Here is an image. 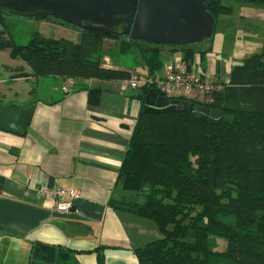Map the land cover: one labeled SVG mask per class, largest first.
Returning a JSON list of instances; mask_svg holds the SVG:
<instances>
[{
	"label": "trees",
	"instance_id": "16d2710c",
	"mask_svg": "<svg viewBox=\"0 0 264 264\" xmlns=\"http://www.w3.org/2000/svg\"><path fill=\"white\" fill-rule=\"evenodd\" d=\"M233 2L264 7V0H208L214 33L219 18L233 13ZM3 15L12 16L0 10V26ZM80 30L78 41L37 31L27 45L1 32L0 50L24 61L33 77L130 81L138 75L154 80L166 68L165 54L176 52L189 68L199 55V71L207 72V51L192 45H156ZM110 38L145 72L105 68L103 42ZM229 77L231 85L205 101L171 96L154 82L137 88L142 109L118 174L121 196L110 205L157 223L163 237L133 250L140 264H264V33L262 52L236 65ZM151 90L184 106L147 111ZM197 106L218 110L221 117L202 118ZM213 237L225 239L226 250L214 249ZM105 250H95L99 264H105Z\"/></svg>",
	"mask_w": 264,
	"mask_h": 264
},
{
	"label": "crops",
	"instance_id": "0c3cea01",
	"mask_svg": "<svg viewBox=\"0 0 264 264\" xmlns=\"http://www.w3.org/2000/svg\"><path fill=\"white\" fill-rule=\"evenodd\" d=\"M110 42L115 46L105 39L103 49ZM109 61L103 57L102 65L138 73ZM30 72L0 51V264H99V247L106 248L105 264H140L133 250L162 233L155 221L115 210L110 201L121 196L118 174L141 91L129 81ZM160 98L167 97L151 90L145 109L165 105ZM72 189L81 197L61 214L56 194Z\"/></svg>",
	"mask_w": 264,
	"mask_h": 264
},
{
	"label": "water",
	"instance_id": "95a60500",
	"mask_svg": "<svg viewBox=\"0 0 264 264\" xmlns=\"http://www.w3.org/2000/svg\"><path fill=\"white\" fill-rule=\"evenodd\" d=\"M208 0H0L12 16H48L82 30L156 45L199 44L214 34Z\"/></svg>",
	"mask_w": 264,
	"mask_h": 264
},
{
	"label": "rangeland",
	"instance_id": "374dc122",
	"mask_svg": "<svg viewBox=\"0 0 264 264\" xmlns=\"http://www.w3.org/2000/svg\"><path fill=\"white\" fill-rule=\"evenodd\" d=\"M231 6L233 7V13L219 18L218 27L213 36L202 43L192 45L196 49L207 51L206 64L208 73L210 75H219V72H221L220 77L226 80H230V73L236 65L262 52L264 33L263 6H243L236 2L231 3ZM2 17L3 21L0 26V33L5 32V35L10 36L18 45H27L31 36L37 31L49 38L67 37L77 39L78 35L81 34L80 28L78 29L52 20L12 17L7 15H3ZM108 45L106 49H103V57L107 56L110 59L109 66L120 64V66L128 69L136 68L138 72H144V69L137 65V60L132 55L121 52L119 42L116 41L114 47L110 46L113 45L112 42ZM6 51L10 52L7 49ZM181 55L180 52H176L172 59L179 61ZM169 56V54H165V61L168 60ZM198 62H200L199 55L197 56ZM167 74L168 72L163 75L165 76ZM209 74L208 76H210ZM160 99L166 104L154 106L152 104L153 102H150V110L159 112L167 109L182 108L184 106L183 101L180 100H172L170 98ZM196 112L202 118L210 121H218L221 117V113L218 110L201 106L196 107ZM211 246L216 250L224 251L227 248V243L225 239L213 237L211 239Z\"/></svg>",
	"mask_w": 264,
	"mask_h": 264
},
{
	"label": "built area",
	"instance_id": "2783aa9c",
	"mask_svg": "<svg viewBox=\"0 0 264 264\" xmlns=\"http://www.w3.org/2000/svg\"><path fill=\"white\" fill-rule=\"evenodd\" d=\"M170 60L171 62H169ZM170 60L166 61V65L169 64L166 67L167 75L164 76V73L158 74L154 80L138 75L133 76L129 81V85L132 89H137L154 82L162 92L169 95L185 96L190 99L198 98L202 101L231 85L230 80L218 75L208 76V74L200 73L196 59L190 68L183 62L182 55L179 61ZM80 197V192L76 189L58 191L55 202L56 211L61 214L68 213Z\"/></svg>",
	"mask_w": 264,
	"mask_h": 264
},
{
	"label": "flooded vegetation",
	"instance_id": "af4514ba",
	"mask_svg": "<svg viewBox=\"0 0 264 264\" xmlns=\"http://www.w3.org/2000/svg\"><path fill=\"white\" fill-rule=\"evenodd\" d=\"M17 17V16H16Z\"/></svg>",
	"mask_w": 264,
	"mask_h": 264
}]
</instances>
